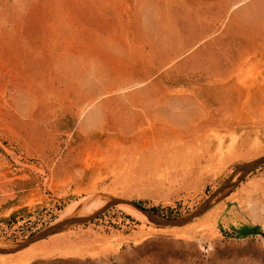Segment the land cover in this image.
Listing matches in <instances>:
<instances>
[{"label": "rangeland", "instance_id": "374dc122", "mask_svg": "<svg viewBox=\"0 0 264 264\" xmlns=\"http://www.w3.org/2000/svg\"><path fill=\"white\" fill-rule=\"evenodd\" d=\"M263 154L264 0H0V242L79 201L180 216L237 178L184 224L108 204L0 264H264V163L235 173Z\"/></svg>", "mask_w": 264, "mask_h": 264}, {"label": "water", "instance_id": "95a60500", "mask_svg": "<svg viewBox=\"0 0 264 264\" xmlns=\"http://www.w3.org/2000/svg\"><path fill=\"white\" fill-rule=\"evenodd\" d=\"M262 163H264V154L256 158H253L251 160L241 162L240 164L236 166L235 173H238L240 176ZM236 180L237 178L236 179L227 178L218 186V188L212 194H210L196 208H194L193 210H191L190 212L186 214H183L180 216H173V217L159 214L155 212L154 210L140 206L131 200L109 197L103 206L99 207L98 209L94 210L93 212L89 214L71 213V214L64 216L63 218H60L52 223H49L45 227L41 228L40 230H38L37 232L31 234L30 236L26 238L15 241L13 243L0 242V252H13V251L19 250L39 238H42L51 233L65 229L71 225L85 221L86 219L92 217L102 207L108 204L118 203V204L130 206L136 211H138L139 213H141L145 218H147L153 224L158 225V226L181 225V224H184L194 219L195 217L200 215L212 203L220 199L224 194H226L228 189L235 183Z\"/></svg>", "mask_w": 264, "mask_h": 264}, {"label": "bare ground", "instance_id": "6f19581e", "mask_svg": "<svg viewBox=\"0 0 264 264\" xmlns=\"http://www.w3.org/2000/svg\"><path fill=\"white\" fill-rule=\"evenodd\" d=\"M102 204H103V201H97V202H95L92 206H88V208H85V209H83L82 211H81V213H84V214H89V213H91V212H93L94 210H96V209H98L99 207H101L102 206ZM85 204H81V201H79V202H75L74 204H72V205H70L68 208H67V210H66V212H65V214H64V216L65 215H68V214H70V213H72V212H74L75 210H77L78 208H80V207H83ZM121 206H125V207H127L128 209H130L131 211H133L134 213H136V214H138L139 216H143L141 213H139L138 211H136L135 209H133L132 207H130V206H127V205H122L121 204ZM137 217V216H136ZM144 217V216H143Z\"/></svg>", "mask_w": 264, "mask_h": 264}, {"label": "trees", "instance_id": "16d2710c", "mask_svg": "<svg viewBox=\"0 0 264 264\" xmlns=\"http://www.w3.org/2000/svg\"><path fill=\"white\" fill-rule=\"evenodd\" d=\"M151 209L156 211L154 209V207H151ZM127 216H129V215H127ZM233 232L237 236H243V235H246V234L261 233L262 231L259 229V227L257 225H250V224H247V223L238 222L237 226L233 227Z\"/></svg>", "mask_w": 264, "mask_h": 264}, {"label": "crops", "instance_id": "0c3cea01", "mask_svg": "<svg viewBox=\"0 0 264 264\" xmlns=\"http://www.w3.org/2000/svg\"><path fill=\"white\" fill-rule=\"evenodd\" d=\"M116 242H117V240L110 242L109 245H108L109 248L110 247H116ZM105 246H106L105 242L101 241V243H99V245L97 244V246H94L91 249H92L93 253L94 252L96 253L97 251L100 252V251L106 249Z\"/></svg>", "mask_w": 264, "mask_h": 264}]
</instances>
